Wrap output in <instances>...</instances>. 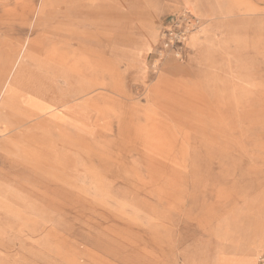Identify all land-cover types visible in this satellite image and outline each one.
Returning <instances> with one entry per match:
<instances>
[{"label":"rangeland","instance_id":"obj_1","mask_svg":"<svg viewBox=\"0 0 264 264\" xmlns=\"http://www.w3.org/2000/svg\"><path fill=\"white\" fill-rule=\"evenodd\" d=\"M0 60V264H264V0H0Z\"/></svg>","mask_w":264,"mask_h":264},{"label":"crops","instance_id":"obj_2","mask_svg":"<svg viewBox=\"0 0 264 264\" xmlns=\"http://www.w3.org/2000/svg\"><path fill=\"white\" fill-rule=\"evenodd\" d=\"M211 28H212L211 23H208V24H205L203 26L201 31H200L199 26L195 29H187L186 33H185V37H184L185 40L183 39V46H182L183 51L185 53L191 54V53L199 51L200 46L208 44L209 43V39H208L209 31L211 30ZM203 38H205V39L203 40ZM169 52L170 51L168 49L165 50V53L163 55L164 56L163 57V59H164L163 60V66L165 68H167L168 70H171L173 72H178V71L182 70L183 67L175 64V62H173V60H171L169 58ZM0 63H2V64H0V69H2V65H4L5 68L10 69V66H11L10 62L0 60ZM27 67L28 68H35L38 70V66L36 64L34 66H27ZM20 92L23 94H26L27 90L25 88H23V89L20 88ZM61 94H62V96H65L64 93H61ZM40 95H41V93H40ZM4 96H7V95H4ZM4 145L5 144L3 143V145L0 148V161H3V159L7 155V154H5V156H4L3 152H2V150H5ZM0 207L6 209V204L4 203L2 198H0Z\"/></svg>","mask_w":264,"mask_h":264},{"label":"bare ground","instance_id":"obj_3","mask_svg":"<svg viewBox=\"0 0 264 264\" xmlns=\"http://www.w3.org/2000/svg\"><path fill=\"white\" fill-rule=\"evenodd\" d=\"M184 40H185V38H184ZM61 58H63L64 56H60ZM23 58H27V59H29V60H34L35 62H36V64H38L37 62L39 61L38 59H37V57H35V56H33L32 54H30V53H28V51H27V53L26 54H24L22 57H21V60L20 61H23ZM54 59H57L56 57H53L52 58V60H54ZM23 65H24V62H19L18 63V66H17V69L19 68V69H22V67H23ZM0 78H1V74H0ZM5 77H3V79H4ZM31 103V102H30ZM32 105H34V107H36L37 109H41V105H39V104H33V103H31ZM57 104H48V107L49 106H52V107H59L58 105L56 106ZM3 109H5V104H3V102H1L0 103V120L2 119L1 117L3 116V115H8V117H9V122L10 123H12L14 126H19V125H15V124H17V122L19 123L20 121H16L17 119L15 118V117H13V115H12V107H11V109H10V113L8 112V113H5L4 111H3ZM77 110V109H76ZM60 112L62 111V112H64V113H70V114H72L73 113V110L71 109V108H69L68 106H64V104H63V106H61V109L59 110ZM55 115H57V114H55ZM54 115V116H55ZM74 116V115H73ZM40 118L41 117V115H39V116H37V118ZM12 118H14V120L12 119ZM39 118H38V122H39V124H40V127L42 128V129H44L45 131H47V127H46V125H48L47 123H49L50 125L51 124H55V126L56 127H58V125H57V123H56V121H55V119H56V117H53L54 119L53 120H47V119H45V120H39ZM14 121H16V122H14ZM76 121V120H75ZM79 121V120H78ZM80 122V121H79ZM81 123V122H80ZM68 124V123H67ZM80 127V126H79ZM59 128V127H58ZM75 128V127H74ZM60 132H62L63 130L62 129H60L59 130ZM79 131V130H78ZM91 132V131H90ZM93 134V133H92ZM89 136H91V135H89ZM88 136V137H89ZM12 137H14V136H12ZM9 141H14V140H12L11 139V137H10V139H9ZM9 141H6V142H4V146H5V150H2V152H3V155L5 156V154H7L6 155V157H8V153H10V151H9V148H10V145H11V143H8ZM73 144H79V145H82V146H84L85 145V143H84V139L82 138V137H80V136H78V137H76V139H74V141H73Z\"/></svg>","mask_w":264,"mask_h":264},{"label":"built area","instance_id":"obj_4","mask_svg":"<svg viewBox=\"0 0 264 264\" xmlns=\"http://www.w3.org/2000/svg\"><path fill=\"white\" fill-rule=\"evenodd\" d=\"M197 23V20L190 14H182L179 19L174 21L173 28H168L162 33L163 46L173 48V52L178 57L180 55L178 46L183 43L187 28L194 29L197 27Z\"/></svg>","mask_w":264,"mask_h":264}]
</instances>
